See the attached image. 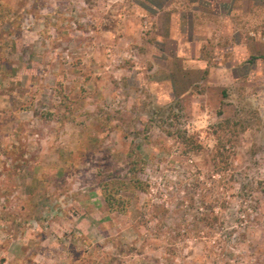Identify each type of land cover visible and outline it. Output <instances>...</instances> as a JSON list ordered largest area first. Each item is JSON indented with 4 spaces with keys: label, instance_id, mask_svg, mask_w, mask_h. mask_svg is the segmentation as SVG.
Wrapping results in <instances>:
<instances>
[{
    "label": "rangeland",
    "instance_id": "374dc122",
    "mask_svg": "<svg viewBox=\"0 0 264 264\" xmlns=\"http://www.w3.org/2000/svg\"><path fill=\"white\" fill-rule=\"evenodd\" d=\"M30 1L2 29L19 82L3 86L0 264H264V0ZM116 175L149 186L111 209Z\"/></svg>",
    "mask_w": 264,
    "mask_h": 264
},
{
    "label": "crops",
    "instance_id": "0c3cea01",
    "mask_svg": "<svg viewBox=\"0 0 264 264\" xmlns=\"http://www.w3.org/2000/svg\"><path fill=\"white\" fill-rule=\"evenodd\" d=\"M19 2H20V0H0V118H1V115H3V114L7 115V113H9V111H10V109H8V107H6V108L4 107L5 104H7V102H9V101L10 102L13 101L12 100L13 99L12 98L13 93L11 91H9V89H7V88H5L3 86L6 83H9L10 85H13L15 80H16V83L19 82V78L15 79V76L12 75V71L11 70L10 71L9 70H7V71L5 70V69H9L11 67L17 66V64L16 63H12V62L10 63V61H8L4 57V53H6V55H9L8 54L9 50L14 49V51H15L16 49H18V47L15 48V46H13V45L11 46V45L5 44L4 40H3V36H2V29L6 25L12 26V20H13L14 15H15L14 9H15V7H17V4ZM25 3H26V1H25ZM257 6L263 7L264 6V2L260 3ZM229 15H230V17H235V18H233L235 20L236 17L243 16V12L235 13V11L233 12V10H232L229 13ZM244 15H245L244 18L245 19H249L251 21L250 24H252L251 26H250V24H246V25L248 27L250 26L249 28H251V29L253 27H256V25H255L256 23H254V22L259 20V18H260L259 14L257 12L249 11V12H245ZM26 17H27V20L30 19L28 16H26ZM193 27H194L193 30L198 32L197 30L200 29L203 26H202V24L200 22L194 20L193 21ZM237 33H238V30L235 31V34H237ZM252 34H255L254 31L252 32ZM241 39H242V36H241V34H239L238 40H236V42H235L236 46L231 48V50L234 48V53L237 52L236 49L239 47ZM256 49H258V47H256ZM200 61H201V63H199L200 66H203V67L207 66L206 62H204L203 60H200ZM219 68L224 71V73L226 74L228 80H230L231 79L229 77L230 76V72L235 68V65H233V66L232 65L231 66H226V65L222 66L221 65ZM231 76H232V78H235V76H233V74ZM2 124L3 123H2V121L0 119V133H1V135H2V132H3L2 131ZM12 132H13V130H12ZM1 135H0V142H1V138L3 136V135L2 136ZM1 159H2V157H1ZM0 178H2V176ZM15 181H17V179H15ZM16 187H17V185H16ZM11 210H14V209H11ZM0 212H2V211H0ZM0 223L1 224L4 223L1 218H0ZM1 244H3V239L0 236V245ZM17 259H20V255H17ZM8 263H9L8 261L3 262V264H8ZM25 264H28V263H25Z\"/></svg>",
    "mask_w": 264,
    "mask_h": 264
},
{
    "label": "trees",
    "instance_id": "16d2710c",
    "mask_svg": "<svg viewBox=\"0 0 264 264\" xmlns=\"http://www.w3.org/2000/svg\"><path fill=\"white\" fill-rule=\"evenodd\" d=\"M175 115L177 116V114ZM231 121V119L225 120V122L229 125ZM165 132L167 135L175 137L180 142H182L185 145L186 150L191 153L200 152L204 148L203 145L195 138V136L190 135L187 130L177 129L176 131L166 130ZM101 183L105 200L111 209L117 208L119 203L121 204L123 202V200L120 198V189L127 190L129 187H133L145 191L149 186V184L144 182L142 179L129 177L128 175L125 177L116 175L109 177V179H106L103 176Z\"/></svg>",
    "mask_w": 264,
    "mask_h": 264
}]
</instances>
